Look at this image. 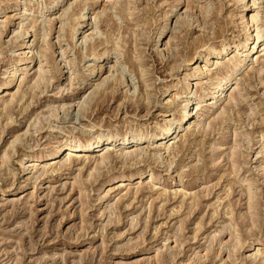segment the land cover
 <instances>
[{
  "label": "rangeland",
  "instance_id": "rangeland-1",
  "mask_svg": "<svg viewBox=\"0 0 264 264\" xmlns=\"http://www.w3.org/2000/svg\"><path fill=\"white\" fill-rule=\"evenodd\" d=\"M49 1L30 0L36 8ZM74 1L60 0L56 5L57 8L68 6ZM174 2L155 0L150 4L151 31L146 32L141 43L147 73L143 79L150 85L152 104L139 100L135 91L144 86L138 73H131L124 63L127 59L124 54V60L120 58L121 71L114 73L116 80L122 76L123 83L117 82L114 95L108 96L99 107L89 96L81 112L76 103L82 93H89L90 85L85 86L93 77L87 67L98 63L85 55L86 42L78 40L73 47L63 32L64 45L69 57L75 60L77 72L73 94L58 93L55 81L46 89L42 87L41 94L24 86L19 93V97L26 96L22 102L17 99L4 108L1 101H7L9 94L0 92V264H264V172L261 168L264 155L260 153H264V66L247 61L232 77L236 87L226 91L227 99L232 95L233 101L227 103L223 98L217 104L221 109L224 107L223 115L216 119L213 115L216 108L209 110L201 123L191 125L182 132L184 136L177 137L171 150L160 151L159 158L155 155L159 143L154 144L156 139H153L142 143L139 147L144 151L136 153L134 158L120 157L115 148L117 152L110 151L111 156L108 154V160L100 165L95 162L96 151L77 153L68 162L61 160L62 137L92 138L97 133L158 134L168 121H177L183 113L184 97L193 98L208 92L210 77L205 76L198 86L194 76L188 78L185 90L186 84L178 81L186 68L181 67L168 77L169 72L159 66L160 58L153 52L157 41L155 31L174 23L172 18L167 22L164 17L166 12H171ZM206 3L221 5L218 22L222 33L214 40L215 45L218 46L222 38L236 40L240 37L235 0H207ZM102 4L98 0L88 2L85 12L92 8L99 10ZM187 4V1L182 2L177 11L182 13ZM0 11L2 15L11 16L10 19L13 16L0 42L1 73L3 64L20 53L15 46L20 38L10 40L8 33L25 18H21L22 8L14 7L13 0H0ZM257 12L260 9L247 12L249 22L250 16ZM70 13L71 8L64 18ZM36 17L38 14L32 13L23 23ZM102 21L104 18L99 21L101 26ZM210 22L218 25L214 20ZM120 23L125 25L123 20ZM187 25V19L179 21L176 37L185 36L184 30L190 29ZM101 28L103 32L109 29ZM254 29L250 31L255 36ZM192 30L193 34L186 37L188 41L185 38L182 42L184 47L179 48H186L192 39L202 36L195 25ZM127 35L120 36L118 43L126 40ZM164 37L168 38L166 33ZM24 39L32 42L33 32L30 30ZM160 45L163 43H158ZM107 47V53H114L110 44ZM126 47H122V53ZM97 49L100 53L104 51L102 47ZM183 52L188 53V50ZM234 55L232 52L227 57ZM227 57L220 59L219 65L212 64V78L224 74L222 67L227 64ZM51 59L48 58V64L54 73ZM255 59L253 56V61ZM64 72L57 80L63 85L67 84ZM175 84L177 90L172 88ZM166 85L171 88L163 94ZM132 91L135 95L130 99ZM166 100L172 103L166 104ZM59 101L74 103L69 111L59 109L55 118L39 124L36 133L21 137L13 144L14 149L7 148L32 122L34 113L44 111L49 103L56 107ZM207 104L202 110L206 111ZM189 109L194 111L193 106ZM248 109L253 110V115L247 119ZM204 122L209 126L204 128ZM244 134L252 141L250 144ZM4 152L7 153L5 161ZM233 152L235 156L231 158ZM36 157L40 160L33 165ZM169 159L171 165L167 169ZM232 159L238 162L239 172L232 173ZM148 170L154 179L148 177ZM247 181L252 184V208L248 206ZM257 249L262 251L257 253Z\"/></svg>",
  "mask_w": 264,
  "mask_h": 264
},
{
  "label": "bare ground",
  "instance_id": "bare-ground-1",
  "mask_svg": "<svg viewBox=\"0 0 264 264\" xmlns=\"http://www.w3.org/2000/svg\"><path fill=\"white\" fill-rule=\"evenodd\" d=\"M59 1L60 0H50L48 3L36 8L30 0H13L14 7L21 6V18L25 19H20L21 21L18 23L17 27H14V29L8 33V35L11 34L10 40L20 38L18 45H15L20 49V53L12 58H9L2 66L3 70L0 73L2 76V79L0 80V92L9 94L7 101H1L2 106L5 108L17 99H20L19 101L22 102L25 95L19 97V93L24 86H27V90L33 92L34 90H39V94H41L43 92L42 87L46 89L47 86L53 84L55 81V90L58 93L61 94L63 92H70L73 94V85L75 84L74 80L77 72L75 69V60L69 57L68 48L64 45V41L66 39L69 43H73V47L78 40L80 43L86 42L88 49L86 48L87 53L85 55L87 57H91V59H94L98 63L97 66L89 65V67H87L93 76L90 80H87V84L85 86L86 88L90 85L87 89L90 91L87 95L84 94L86 91L82 93L77 103L75 102L81 112L85 110L84 107H86L85 105L89 96L91 100H94L95 106L99 107V105L105 102L108 96L114 95L117 87L116 84L122 79V76H120V78H118L119 80H116L114 73L120 70V58L122 56V59L124 60V54L127 56L124 63H127L126 65L131 73H138L144 86V89L141 87L138 89L134 88L136 89V94L139 96V100L144 101L145 104H152L150 93L148 92L150 85L147 84V80L143 79L147 73L145 64L142 62V58L144 56L141 50V43L146 32L151 31V20L153 17L149 18L152 9L150 4L154 3L155 0H98L103 3L100 6L101 8L99 10L92 8L88 12H85V7L88 2H93V0H75L68 6L63 5L58 6L57 8ZM185 1H187L188 4L185 7V10L180 13V11H177L178 6ZM206 1L207 0H175L174 3L176 4L171 7V12H166L164 14V17H167V22L172 18L174 23L172 25L169 24L170 27L165 26L158 30L155 28L157 41H154L155 46L153 47V52L155 53V56L160 58L159 66L162 65L161 67L165 69V72H169V75H167L168 77L174 75L172 73L177 71L179 68H186L184 76L179 78L178 81V83L181 82L186 84L185 90H187L189 85L188 78L194 76L195 85L198 86L202 84V80L205 76L210 77L212 81L209 84L210 89L208 92H204L198 96L192 95L193 98L184 97L185 101L183 102L184 105H182L183 113L179 116L177 121H168V124L161 128L158 134L131 132L122 135L117 133L102 135L101 133H97L92 138H79L74 136L62 137L64 139V144L62 145V161L68 162L71 157H75L77 153L80 152L89 153L90 151H96L98 153V157L95 162L100 165L104 164L108 160L110 151H114L115 148H118V152L116 150L115 151L119 153L120 157L134 158L143 150L139 146L142 143H148L153 139H156L153 142L154 144L156 142L159 143L158 149H155L156 158H159L161 157L160 151L163 150L166 152L168 149L172 148V146L177 143V137L184 136L185 133L182 135V132L189 130L191 125L201 123L204 119L205 113H208L209 110L216 108V111L213 113L216 119L220 115H223L224 107L221 109V107L218 106V102L223 98H226L225 101H227V103L233 101L232 95H229L228 99L226 96L227 89L229 91L233 89L234 86L232 84V77L246 64L247 61L249 62V60L251 64H259L262 67L264 66V63L262 62L264 59V0H251L250 4L248 3V0H235V4H238L237 6L239 10L237 14V28H240L241 30L239 32L241 33L240 37H237L236 40L222 38L218 46L215 45L214 40L221 37L222 33V27H220V22H218L220 18L221 5L212 4L211 6L207 3L205 4ZM69 8H71V13L68 17L64 18V15L68 12ZM256 9H260V12H257L256 15H251L249 22V19L246 18L247 12L251 10L254 11ZM106 12H108V14ZM32 13H37L38 17H36V19H29L27 24L23 23V21H26L27 17ZM9 17L2 15L0 11V42L2 36L8 30L9 23L13 20V16L11 19ZM103 18L104 21H102V23L104 25L101 26L99 25V21ZM185 19L188 20L187 26L190 29L184 30L185 36H178V38L175 33L177 29L176 25L179 21ZM121 20L125 22L124 26L121 25L123 24L120 23ZM211 20H214L218 23V25L211 23ZM39 24L41 26H38ZM194 25L200 30V32H202V36L192 39L191 43L188 44L187 47L185 46L186 48H179L188 34H193L192 28ZM36 26L38 27L36 28ZM101 27H104V29L109 27V29L103 32ZM253 27H255V36L252 35L253 31H250V28ZM30 30L33 32L34 39L32 42L28 43V41H24V38L29 34ZM62 32L64 37H66L65 40L62 39ZM125 33L128 34L126 37L127 39L120 40L118 43V39H120L119 37ZM165 33L166 36H168L166 40L164 37ZM51 36H55L53 37V39H55L54 42L52 41L53 39L51 40ZM112 36L114 39H112ZM176 38H178V40L174 42ZM160 42L163 43V45L158 46V43ZM121 43H123V45H121ZM108 44L111 45L114 53L109 54L106 52L108 50ZM124 45L126 48L124 53H122V47H124ZM161 46H164L165 49L163 48L164 50H162ZM98 47H102L101 51L104 50L103 53L98 51ZM185 50H188V53L184 54L183 51ZM190 51H192V53ZM228 51L229 53L233 52L235 55L228 59ZM253 52H255L254 55H252ZM1 54L0 44V55ZM253 56H256L254 61ZM225 57H227V59H225L227 60V64L222 67L225 71L224 74L212 78L213 74H211L210 67L213 63L215 66L219 65L218 61H220V59H224ZM48 58H52V65H54L55 68L54 73H52L50 69L51 65L48 64ZM100 58L102 59L101 61H99ZM63 71L67 74V84L65 85L59 84L57 81L59 76H62ZM30 72H34L33 76L29 75ZM108 81L110 82V85L107 84ZM261 82L262 80H260V83ZM121 83H123L122 80ZM177 84L173 85L172 88L177 90ZM131 85L129 82V89L132 88ZM235 87L236 86H234V88ZM156 88L157 87H155V89ZM163 88L165 89L163 92L164 94L171 87L166 85ZM133 93L134 92L132 91L130 99H132L133 95H135V93ZM174 93L179 96L178 92L174 91ZM186 94L188 95L190 92ZM72 103L74 102L65 104L63 101H59L56 107L52 105V103H49L46 105V109H44V111L41 110V112L34 113L31 116L32 122L30 119L29 122L31 123L28 124L25 131H22V134L17 135L14 141H12L7 148L11 150L14 149L13 144L16 141L18 142L21 137H25L27 134L29 135L30 132L36 133V127L45 121H49V118H55L59 109L65 112L69 111ZM171 103L172 101L166 100V104ZM205 103H208L206 111H204V108L202 110ZM188 106H193L194 111H192V109L190 110ZM245 115L248 119L253 115V110L248 109ZM82 116L84 115L82 114ZM163 116L165 117V115ZM8 120H10V118H8ZM208 126L209 123L204 122L203 127L206 128ZM235 130L236 129L233 131L235 132ZM180 133L181 135H179ZM244 136L247 144H250L252 141L249 140L247 134H244ZM248 149H250V147ZM260 153L261 155H264V153ZM234 154L235 152L231 153V158H234ZM172 155L174 156V154ZM3 158V161H5L7 158L6 152H4ZM39 160L40 157H36V161H33V165L37 164V161ZM52 161L54 162L53 159ZM167 161H169L167 168L169 169L171 160L169 159L166 160V162ZM231 168L233 170L232 173L240 171L241 168L239 167L236 159H232ZM261 168L264 172V167L261 166ZM138 175L140 176L141 173L138 172ZM148 177L151 180L154 179L153 173L150 170H148ZM121 184H123V182H121ZM251 185V182L247 181L249 208H252L253 206V195H251L250 189ZM259 250L260 249H257V253L262 251Z\"/></svg>",
  "mask_w": 264,
  "mask_h": 264
}]
</instances>
